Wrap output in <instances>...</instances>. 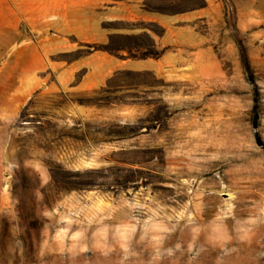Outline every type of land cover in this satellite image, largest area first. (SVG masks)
<instances>
[{"label":"rangeland","instance_id":"1","mask_svg":"<svg viewBox=\"0 0 264 264\" xmlns=\"http://www.w3.org/2000/svg\"><path fill=\"white\" fill-rule=\"evenodd\" d=\"M114 1L0 0V264H264V0Z\"/></svg>","mask_w":264,"mask_h":264},{"label":"crops","instance_id":"2","mask_svg":"<svg viewBox=\"0 0 264 264\" xmlns=\"http://www.w3.org/2000/svg\"><path fill=\"white\" fill-rule=\"evenodd\" d=\"M107 0H99L100 4L106 3ZM114 5L109 9L110 12L119 14L121 17L128 16L129 14H138L142 12L144 7L143 0H115ZM91 0H5L3 4V11L8 13H19L20 19H25L27 14H38L42 12H50L54 14L74 13L77 11L90 12ZM107 8H104L106 13ZM179 16H171L165 13H157L150 10V13H146L144 18L149 21L150 24H155L162 29V35L156 37L154 43L161 45L162 47L167 44V41L171 37V25L178 22ZM15 24L1 23L0 22V39L7 40L16 36L12 29H16ZM55 27V26H53ZM18 30V29H16ZM18 34V32H17ZM15 35V36H14ZM101 37V36H100ZM105 38V36H102ZM99 39V42H102ZM168 60H171V56L162 54L157 60H150V64H142L141 62H133L127 64L131 69H141L144 67L150 70H157L165 64Z\"/></svg>","mask_w":264,"mask_h":264},{"label":"trees","instance_id":"3","mask_svg":"<svg viewBox=\"0 0 264 264\" xmlns=\"http://www.w3.org/2000/svg\"><path fill=\"white\" fill-rule=\"evenodd\" d=\"M242 63H243V65H244V67H245V68H247V67H248V66H247V61H246V59H245V57H244V56L242 57ZM253 126H255V123H254V122H253ZM256 142H257V143H259V141H258V140H256Z\"/></svg>","mask_w":264,"mask_h":264}]
</instances>
